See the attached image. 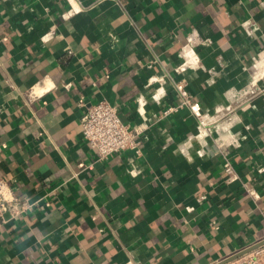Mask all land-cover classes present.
<instances>
[{"label":"crops","instance_id":"obj_1","mask_svg":"<svg viewBox=\"0 0 264 264\" xmlns=\"http://www.w3.org/2000/svg\"><path fill=\"white\" fill-rule=\"evenodd\" d=\"M261 62L263 0H0V178L32 203L0 226V264H217L264 241ZM181 80L239 145L189 108L158 117ZM101 98L148 124L141 155L97 160L80 119Z\"/></svg>","mask_w":264,"mask_h":264},{"label":"built area","instance_id":"obj_2","mask_svg":"<svg viewBox=\"0 0 264 264\" xmlns=\"http://www.w3.org/2000/svg\"><path fill=\"white\" fill-rule=\"evenodd\" d=\"M72 10L76 9L73 7ZM199 67H201V58L197 52H193L186 55L175 70L177 73H181L187 68L195 69ZM174 85L180 97L179 102L164 109L161 115L158 116L159 118L180 108H189L199 119V134L203 132L211 134L214 130H220L223 135L217 139L218 148L227 147L230 144L239 145V138L230 131L234 123L233 119L230 118L228 122L220 125L217 119L208 115L202 106L195 101L186 88L185 80L175 81ZM65 86L69 87L70 83H66ZM253 86H255V83L246 90L239 91V94L251 92L254 88ZM48 88L42 86L31 87L27 92V101L31 102L40 98ZM83 106V114L80 119L82 137L89 146L96 150L97 160L109 159L110 155L115 152L132 151L136 155L143 153L142 136L148 129L147 123L131 125L124 122L120 117L117 103L110 99L101 98L94 103H83ZM92 167V165H89V168ZM224 170L230 175L231 179L239 178L230 160L225 161ZM245 190L250 194L256 195V191L250 186L245 185ZM31 207L32 203L28 197L22 198L17 195L12 181L0 178V226L25 214ZM228 263L264 264V243Z\"/></svg>","mask_w":264,"mask_h":264},{"label":"water","instance_id":"obj_3","mask_svg":"<svg viewBox=\"0 0 264 264\" xmlns=\"http://www.w3.org/2000/svg\"><path fill=\"white\" fill-rule=\"evenodd\" d=\"M261 243H264V241L261 242ZM261 243H257V244H255V245H252V246H250V247H248V248H246V249L240 251L239 253H236L235 255H233V256H231V257H228V258L224 259L223 261H221V262H219V263H217V264H226V263H228V262H231V261L237 259L238 257H240L241 255H243L244 253L250 251V250L253 249L254 247L260 245Z\"/></svg>","mask_w":264,"mask_h":264},{"label":"rangeland","instance_id":"obj_4","mask_svg":"<svg viewBox=\"0 0 264 264\" xmlns=\"http://www.w3.org/2000/svg\"><path fill=\"white\" fill-rule=\"evenodd\" d=\"M262 73L264 74V66H263V70H262Z\"/></svg>","mask_w":264,"mask_h":264},{"label":"bare ground","instance_id":"obj_5","mask_svg":"<svg viewBox=\"0 0 264 264\" xmlns=\"http://www.w3.org/2000/svg\"><path fill=\"white\" fill-rule=\"evenodd\" d=\"M262 63V65L264 66V62H261Z\"/></svg>","mask_w":264,"mask_h":264}]
</instances>
